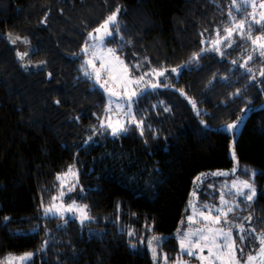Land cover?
I'll return each instance as SVG.
<instances>
[{
    "label": "trees",
    "instance_id": "16d2710c",
    "mask_svg": "<svg viewBox=\"0 0 264 264\" xmlns=\"http://www.w3.org/2000/svg\"><path fill=\"white\" fill-rule=\"evenodd\" d=\"M117 8L119 32L112 27L105 47L132 76L165 74L136 98L137 123L93 140L107 95L84 75L81 49ZM241 20H251L241 0H0V260L173 262L195 180L212 172L255 173L256 198L239 213L264 228V56L239 34ZM262 34L255 26L251 37ZM247 108L238 134L221 128ZM69 168L83 224L43 214ZM129 233L147 246L161 238L155 259Z\"/></svg>",
    "mask_w": 264,
    "mask_h": 264
},
{
    "label": "rangeland",
    "instance_id": "374dc122",
    "mask_svg": "<svg viewBox=\"0 0 264 264\" xmlns=\"http://www.w3.org/2000/svg\"><path fill=\"white\" fill-rule=\"evenodd\" d=\"M264 2V0H248V3L246 6L250 7V14L252 19V14H255L256 19L260 18V14L264 12V9L260 7V4ZM254 5L255 7H253ZM112 26H109V31H112ZM113 32V31H112ZM93 39H88L89 49L87 53L84 51L85 45L82 47V58L84 60V64L86 61L91 60L92 64L87 66V71L93 73V79H90L95 87L100 88L99 84L95 82L94 73L95 71H100L101 73V83H104L107 81L106 87L110 89L111 92L117 93V95H110V92L105 91L104 89H101L104 93L107 95V107L105 111V117L103 120V123L105 124L104 128H101L100 125L95 129L91 135L90 139H96L100 138L101 136H114L112 135L111 128L107 127L108 124H111L112 126H118L123 125L127 128V126H132L135 123H137V119L135 118V115L133 113V105L132 104V115L126 116L125 113L128 111L127 109V94H131V92L135 91L137 93L136 97H133V101L135 102L136 98L142 94L143 92H146L148 89H152V84H158L159 79L161 76L157 75L159 71H148L145 72L141 68H138L137 75L132 76L130 73L125 71L126 65L121 64V58L116 54H110L107 49L108 47H105L106 44H104V40L107 38L106 34L103 30H101L100 33L93 32ZM89 38V35H88ZM101 40L103 42L101 43ZM224 41L221 40L220 43L217 45L219 46ZM259 43V42H258ZM95 44L96 47L92 48L91 45ZM116 57H119V60L116 59ZM101 63H103L104 67H101ZM94 66V67H93ZM85 69L83 68V72ZM163 71V70H162ZM165 74V71H163ZM140 76H144L143 80H139ZM164 76V75H163ZM129 79L132 80H139L138 84H131L127 83ZM156 88V87H155ZM250 112V109L247 108L244 110V112L237 118V120L234 123H237L239 121L240 117H243V120L238 123V126L235 131V135L239 133L241 130L243 123ZM233 124V123H229ZM228 124L223 125L221 128L226 130V126ZM139 130H142L139 128ZM232 131V130H228ZM122 134V133H121ZM120 135V134H118ZM115 135V136H118ZM70 169V168H69ZM214 173V172H212ZM212 173H205L204 176L200 175L198 177H201L200 180H195V189L193 193L195 195H192L191 202L192 206L190 208L188 216L185 218L184 222L181 224L180 229L178 233H184V232H197V230H203V233L205 236L208 237V240H199V245L204 250L202 253L199 252V248L193 244L192 250L197 252L199 255H203L204 257H208V248L211 247L213 250V253H218V248L221 243L222 237L221 233L217 232V229H223V232L231 231V239L235 241V244L237 246V252L236 255L239 256V248L243 247V252L245 254V257L247 255H256L259 251V241L257 239H254V236H257L261 232H264V228H257L255 225V219L253 216H251V220L248 221L245 218L250 216H245L240 211L248 210L250 204L254 201V199L249 202L247 201L244 196L237 195L238 191H244L247 192V189L243 187V184L241 182L248 181L252 184V186L255 188L256 194L257 189L255 185L253 184V172H249L248 178H241L238 176H216L211 175ZM217 173V172H216ZM227 173V172H224ZM229 176H232L231 178ZM236 182V187L233 188L232 184L233 182ZM59 189L55 197L50 200L49 204H46L43 207V214L46 217H58V218H75L77 221L81 224L86 223L89 220V215L87 211V207L85 208V205L79 202L77 199L79 190L77 187L78 181H77V173L74 171L73 168H71V171H67L66 173H62L59 175ZM223 196V201L221 202V197ZM204 205H208L209 208L213 209L211 212L205 210ZM69 206H73V211L68 212L67 208ZM228 207H234V211L227 214V217L224 216V213L227 212ZM51 208L50 212L46 213V210ZM216 208H220L221 212L217 213L215 211ZM81 209H84L82 212ZM201 212H203V215H201ZM87 215L88 219H84L83 223L82 218L84 215ZM219 215L221 222L219 224L214 223V218ZM191 216L193 219L192 221L188 220V217ZM205 217H209V219H205ZM227 219L228 223H224V220ZM258 222V221H257ZM229 225H231V229L229 228ZM263 226V225H261ZM241 227L244 229V236L245 239L243 240V243H241V240L239 239V236L241 235ZM209 229H212V231H209ZM255 230L254 232L252 230ZM177 233L178 238V244L180 247V240L183 239V236ZM215 234V236L218 238L217 245L212 244V237ZM133 242L132 247L137 250H142L144 247H146L148 250L152 251L153 248L156 249V244L152 243L151 246L144 245V236H138L137 234H133ZM198 237L194 236L192 237L193 241H196ZM207 245V246H205ZM185 246L188 247V242H185ZM181 257L176 259L173 262H169L165 260V255L160 256L161 258V264H209V260L201 261L197 259L196 257L189 256L181 251ZM161 255V254H160ZM9 256V255H8ZM6 256V257H8ZM15 257H19L22 255H12ZM5 257V258H6ZM5 258L3 260H0V264H4ZM32 258V257H31ZM226 259V256L224 257ZM264 259V257H259V259L255 262V264H259V260ZM31 260V259H30ZM30 260L26 262V264L30 263ZM14 264H21L20 261H15ZM215 264H222V261H215ZM241 264H244L243 260L241 261Z\"/></svg>",
    "mask_w": 264,
    "mask_h": 264
},
{
    "label": "snow or ice",
    "instance_id": "6c2138e0",
    "mask_svg": "<svg viewBox=\"0 0 264 264\" xmlns=\"http://www.w3.org/2000/svg\"><path fill=\"white\" fill-rule=\"evenodd\" d=\"M234 2H235V0H234ZM247 3H248V0H241V4L242 5H246ZM252 6L255 7L254 5H252ZM260 7L262 9H264V2H262L260 4ZM119 11H120V9L117 8L116 12H114L112 15H110L100 27H98V28H96L94 30L95 33H100L101 30H103L105 32V34H106V37H111L113 35V32L109 31V26L110 25L118 33L119 32V26L117 24V13H119ZM237 11H240V7L239 6H237ZM229 15H231V12L229 13ZM245 19H247V17ZM255 26H259V28L262 30V33H264V12H262L260 14V18L259 19H256L255 14H252V19L249 20L247 22V24L245 23V20H241V22H240V24L238 26L239 34L242 37H245L246 39L251 40V43L254 46H258L259 54L261 56H264V34L256 36L255 39H252V37H251V32H252V30H253V28ZM225 31L227 32L228 36H231V34H232V30L231 29H225ZM245 32L248 33L247 36H245ZM93 38H94L93 34L89 33V40H91ZM18 39H19V37L16 38V40H18ZM16 40H13L12 42L15 43ZM24 42L27 43V41H24ZM102 42H103V40H101V43ZM91 47L95 48L96 45L93 44V45H91ZM88 49H89V44L86 41L84 51L87 53ZM107 51L110 54H114L116 50L112 49V48H109V49H107ZM24 55H27V53L21 54V53L17 52V56L20 59H23ZM198 56H199V54H194L193 55V59H197ZM116 59L119 60V57H116ZM249 59H251V57H249ZM120 63L123 64V61L121 60ZM91 64H92V61L89 60V61H86L85 64L82 65V68L85 69L84 75L86 77H88L89 79H93V73L87 71V66L91 65ZM101 67L102 68L104 67L103 63H101ZM181 67H183V66H181ZM125 71L127 72L128 69L125 68ZM249 71H250V69H249ZM172 72H177V69H175V68L172 69ZM157 75L163 76L164 72L160 71V72L157 73ZM261 75L264 76V71L261 72ZM94 78H95V82L97 84H99L101 89H104L105 91L110 92V95H117V93L111 92L110 89H108L106 87L107 81H105L104 83L100 82L101 81V73H100V71H95ZM143 79H144V76H140L139 77V80H143ZM139 80L129 79L127 81V83L138 84ZM157 86H158L157 84H152L153 88H155ZM126 96H127V109H128V111L125 113V115L126 116H131L132 115L131 108H132V104L134 103L133 97H136L137 93L135 91H133V92H131L130 95L126 93ZM57 103H59V101H57ZM193 107L194 108L196 107L195 102H193ZM164 110L168 111L169 109L165 108ZM197 114H199V113H197ZM242 120H243V117H240L239 121L237 123L228 124L226 126V130H234V129H236L237 126H238V123L240 121H242ZM202 123H203V121H202ZM142 124H143V120H141L138 123L137 126L139 127ZM100 127L101 128L105 127V124L103 123V121L101 122ZM107 127L111 128L112 135H114V136L118 135V134H121V133H124V132L127 131V128L124 127L123 125H118V126L114 127L111 124H108ZM233 158H235L234 152H233ZM69 171H71V168L69 169ZM204 175L205 174H202V176H204ZM211 175L227 176V175H231V173L217 172V173H212ZM252 175L254 176L255 173H253ZM57 178L59 179V177H57ZM196 179L200 180L201 177H197ZM241 183L243 184V187L245 189H247V192H244V191L241 190V191L237 192V195L244 196V198L247 201L251 202L254 199V197L256 196L255 188L248 181H243ZM232 187L233 188L236 187V182L235 181L233 182ZM193 195H195V193H193ZM221 202L226 204V202L223 201V196L221 197ZM190 206H191V202H190ZM85 208H86V206H85ZM204 208H205V210H207L209 212H211L213 210V209L209 208L208 205H204ZM50 211H51V208L47 209L46 213L50 212ZM67 211L68 212H72L73 211V206H69L67 208ZM81 211L83 212L84 209H81ZM215 211L217 213H219V212H221V209L220 208H216ZM233 211H234V207H228L227 208V212L224 213V216L227 217V214L231 213ZM201 215H203V212H201ZM84 219H88L86 214L82 218V221H81L82 223H83ZM192 219L193 218L191 216L188 217L189 221H192ZM205 219H209V217H205ZM245 219L250 221L251 217H246ZM213 222L216 223V224H219L221 222L220 216L217 215L214 218ZM224 223H226V224L228 223L227 219L224 220ZM231 227L232 226L229 225L230 229H231ZM209 231H212V229H209ZM216 231L220 232L221 233V237H222L221 243H220L219 248H218V253H213L212 248L209 247L208 248L209 256L208 257H204L203 255H199L197 252L192 250V246H193V244H195V246L197 248H199V252L200 253L203 252L204 249L202 247H200L199 240H208V237L204 235L203 230H197V232L189 231V232H184L182 234L178 233V234L183 236V239L180 240L181 251L183 253L189 255V256L196 257L197 259H199L201 261L209 260V264H215V261H218V260L222 261V264H241L242 260H243L244 264H255V262L259 259V257H264V232H261L257 236L253 237L254 239H257L259 241V251L257 252V254L256 255H247L245 257V254L243 252V247L242 246L239 248L240 255L239 256L236 255L237 246L235 244V241L231 239V231L230 230L228 232H223V229H217ZM240 231H241V235L239 236V239L241 240V243H243V240L245 239V236L243 234L244 233L243 227H241ZM252 231L254 232L255 230L253 229ZM129 235H133V233H129ZM194 236L198 237V239L196 241L192 240V237H194ZM160 239L161 238L153 237V239L151 241H148L149 246L152 245L153 241H159ZM217 240H218V238L214 234L213 237H212V244L213 245H217ZM186 241L188 242V247L185 246V242ZM205 246H207V245H205ZM152 252H153V258L155 259V257H156V249L153 248ZM32 256H33V253H26V254H24L22 256H19V257H15V256H12V255H9L8 257L5 258L4 264H14V262L17 261V260L20 261L21 264H26V262L29 261ZM225 256H226V259H224ZM165 260H167V257H165ZM259 264H264V259H260L259 260Z\"/></svg>",
    "mask_w": 264,
    "mask_h": 264
}]
</instances>
